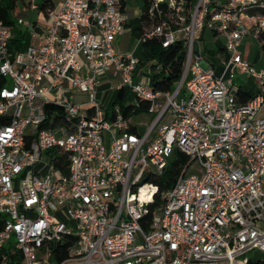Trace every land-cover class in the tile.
I'll return each instance as SVG.
<instances>
[{
    "label": "built area",
    "instance_id": "2783aa9c",
    "mask_svg": "<svg viewBox=\"0 0 264 264\" xmlns=\"http://www.w3.org/2000/svg\"><path fill=\"white\" fill-rule=\"evenodd\" d=\"M144 1L138 41L185 46L170 92L137 81L138 59L116 50L130 19L121 0L51 2L43 39L15 53L0 20V264H245L264 253V67L239 50L264 35V0ZM18 5L40 11L38 0ZM203 30L225 39L220 74L196 46ZM110 68L134 104L148 103V127L132 131L119 108L106 118L96 88ZM236 73L256 88L245 102ZM175 150L187 163L151 209L147 180Z\"/></svg>",
    "mask_w": 264,
    "mask_h": 264
},
{
    "label": "crops",
    "instance_id": "0c3cea01",
    "mask_svg": "<svg viewBox=\"0 0 264 264\" xmlns=\"http://www.w3.org/2000/svg\"><path fill=\"white\" fill-rule=\"evenodd\" d=\"M50 2L53 1L50 0ZM141 8L142 6L133 7L132 12L130 13L126 10L125 5V11L130 14V19L125 25L124 33L117 37L115 43L117 40L119 41V39H126L128 41V46L124 53H131L139 61L136 79L137 81H140L151 87V78L149 84H147L146 81L143 80L144 77L141 74V71L144 67H148L152 71L151 66L154 63V61L151 60L149 48L138 41L140 35L138 27ZM24 13H28L26 16L28 19L23 18L24 23L19 24V26L23 25L24 28L21 29L19 26L17 27L18 24L16 21L15 26L13 28L10 27L13 33L12 40L20 39L22 42L21 49L15 52L24 51L28 46H34L38 44L43 39L42 30L48 21L42 9H40L39 12H36V14L31 12ZM241 20L245 26L252 28L255 24V13L248 12L246 16L241 17ZM28 23H31L32 26L29 27L27 25ZM203 39L206 40L205 45L201 42ZM224 43L225 39L221 34L214 33L209 30H203L197 34L196 46L203 53L205 59L204 64L213 68L216 74H220L223 69L220 63V58L222 60V58L226 57ZM115 48L118 51L116 45ZM239 50L241 54L247 59V61L254 67L258 66L260 63H264V35H261L258 39L252 36L244 37L241 40ZM118 52L120 53V51ZM238 76L242 77V75L239 74ZM239 80L240 79L236 80L234 76L233 82L239 90L243 91L244 93H248L249 96L256 92V88L252 79L250 80L249 78H246V82L244 84L240 83L241 80ZM119 83L120 75L113 68H110L101 74L100 82L96 88V100L100 102L103 111H106L114 101H118V104H134L135 98L130 92V89L125 86L119 88ZM79 95L84 96L85 99L76 101V97ZM74 99L76 102L82 104L87 102V96L82 93H75ZM115 108H118V106H115Z\"/></svg>",
    "mask_w": 264,
    "mask_h": 264
},
{
    "label": "trees",
    "instance_id": "16d2710c",
    "mask_svg": "<svg viewBox=\"0 0 264 264\" xmlns=\"http://www.w3.org/2000/svg\"><path fill=\"white\" fill-rule=\"evenodd\" d=\"M22 1L23 0H0V20L5 26L12 28L15 26V10L18 7V4ZM121 3L122 7L125 6L126 0H121ZM143 3L138 27L139 31H141V26L146 22V20H148L144 0ZM38 4L39 8L42 9L45 14L47 13V9H51L53 6L50 0H38ZM11 40L8 44L9 51L11 53L19 51L22 47L21 40ZM144 45L149 48L151 60L154 61L151 69L155 70L158 68V72L154 73L151 78L152 91H172L176 87L183 72V64L185 60L184 43L182 41H177L167 48H162L160 41L154 39ZM237 96L241 102H245L250 98L248 93H244L241 90L238 91ZM118 103V101H114L111 106L107 108L105 111L106 118H111L114 113L115 106H118L123 118L127 120H130L131 117L139 116L145 113L148 107V103L145 101H139L138 105L132 103L127 105ZM52 111L55 112L57 109H53V107L46 108L47 114H50ZM135 129L136 126L131 125V130L134 131ZM47 154L50 156L49 153ZM187 160V157L183 153L175 150L165 170L160 175L147 180V182H150L157 187V192L153 199L154 203L150 206L151 209L163 203L162 195H164L173 186L181 172V169L187 163ZM60 163L61 162H58L57 164L61 168L63 165ZM245 264H264V260H248Z\"/></svg>",
    "mask_w": 264,
    "mask_h": 264
},
{
    "label": "rangeland",
    "instance_id": "374dc122",
    "mask_svg": "<svg viewBox=\"0 0 264 264\" xmlns=\"http://www.w3.org/2000/svg\"><path fill=\"white\" fill-rule=\"evenodd\" d=\"M54 5L60 7L61 4L63 3L64 0H52ZM143 0H126V10L128 12H132V8L133 7H138V6H143ZM36 14V12H34ZM28 15V13H24L21 11V7L18 5V7L15 10V15H14V20L16 21L17 18H24V19H28L26 16ZM19 26V24L17 25V27ZM21 29H23V25L19 26ZM206 40L203 39L201 42L205 45ZM118 51H120V53H124L125 49L128 46V41L126 39H119V41L117 40L115 43ZM261 67H264V63H260L258 66H256V69H259ZM141 74L143 75L144 79L146 81L147 84H149L150 82V78H152L153 76V72L147 67H144L141 71ZM235 79L238 80L240 79L241 82L240 83H245L246 82V78L245 76H238V74H235ZM239 80V81H240ZM251 80V79H250ZM85 99L84 96H77L76 97V101H80ZM153 121V116L152 115H144L141 114L139 116H134L130 118V122L132 125L136 126L137 128L140 129H144L146 127H148V125H150ZM161 124V123H160ZM44 158H46V160H49V156L47 153H45ZM243 260L245 261H257V260H264V253H260L257 250H252L249 253L245 254L240 261V263L243 262Z\"/></svg>",
    "mask_w": 264,
    "mask_h": 264
}]
</instances>
